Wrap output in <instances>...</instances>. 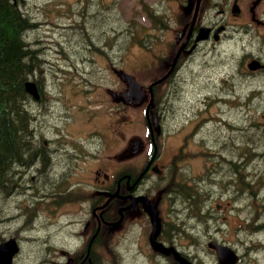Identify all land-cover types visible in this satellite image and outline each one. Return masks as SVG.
<instances>
[{
	"label": "rangeland",
	"instance_id": "1",
	"mask_svg": "<svg viewBox=\"0 0 264 264\" xmlns=\"http://www.w3.org/2000/svg\"><path fill=\"white\" fill-rule=\"evenodd\" d=\"M155 1L97 0V6L93 8L91 3L80 0L19 2L34 21V27L26 37L33 47H40L41 58L44 59L41 72L34 74L33 78L38 86L41 84L49 91L50 97L31 106L37 125L36 136H41L42 141L49 138L63 140V144L68 147V142L75 141L79 144L76 149L80 158L77 166L73 165V168H77V173L68 178L71 181H89L91 170L102 166L108 172L113 167L138 169L146 155L149 142L144 121V109L149 100L146 88L155 72H144L142 68L155 61L161 63L163 57L158 52L160 43L155 35L163 26L159 21L169 20L168 16H179L182 5L181 0H158L160 5L154 6ZM152 5L161 11L160 14L151 9ZM85 6L86 9L83 8ZM149 13L156 15L151 23ZM129 29H132V36ZM250 47L251 45H247L242 49L239 42L235 44L225 39L213 46L202 45L195 52L185 73L174 82V86H170V89L177 91L163 97L165 123L163 135L159 137L161 163L167 160L173 149L172 126L175 115L181 116L178 125L181 128L185 114L203 112L207 106L211 107V113L215 112L217 103L207 101L208 97L213 100L217 97L226 98V101H230L226 103L227 106L233 105L231 109L227 108L228 119L236 122L241 118L243 121L244 117H250L253 121L264 120L261 118L264 115V73L247 74L245 60L238 65L242 54L256 52L254 47ZM226 73L237 74L236 82L242 84L241 89L234 85L230 76L223 78ZM221 109L226 108L222 106ZM133 139L144 145L142 151L124 164L117 162L116 156L123 152L124 146H134ZM54 144L53 149H56L58 143ZM195 145L197 143L191 147ZM263 145L264 139L256 143L257 147ZM35 146L32 148L40 149L39 144ZM43 151L51 153L49 146L48 151ZM40 158L47 160L48 156ZM34 160L21 168L25 173L23 180L18 178V173L14 177L9 187L16 190L8 196H0V242L10 237L20 238V251L13 264H52L55 257L46 256L47 247H77L80 240L75 234L79 233L81 227L79 224H72V221L87 214L81 198H84L85 193H80L79 203L75 199L64 204L62 199L50 202L51 199L43 195L47 191L43 185L40 187V190L45 189L43 193L27 192L23 181L25 183V179L32 176V170H27L26 167ZM66 161L69 165L67 157L61 161L63 171L68 168H65ZM188 164L195 174L197 170L194 165L197 162L190 160ZM53 170L54 168H49L47 172ZM161 185L165 187L166 183ZM53 194L56 192L53 191ZM168 203H171L170 199ZM27 205L30 206L29 209ZM19 208H24V213ZM226 209L214 211L215 216H224L225 219L210 221V234L217 232L223 235L228 242L226 244L245 256L242 264H264V248L259 250L257 240L253 242L258 245L255 251H248L238 241L241 239L242 243H247L249 238L264 240V231L254 233L250 227H246L249 223L246 218L250 217L247 211L236 216V211ZM178 213L192 218L190 223L194 225L196 235L201 232L202 223L190 216L187 209L179 210ZM192 213L196 215L195 211ZM263 221L264 216L257 223ZM220 227L222 231L218 230ZM129 237L123 230L115 238L103 237L96 246L100 264L145 262L144 257L138 256L133 260L128 255L125 247ZM117 240L121 242L120 246L116 245ZM191 240L196 242L197 237ZM199 240L205 242L206 237L203 239L201 236ZM196 244L200 242L197 241L194 245ZM185 245L190 256H194L195 264H218L215 254H206L204 250H195L194 246Z\"/></svg>",
	"mask_w": 264,
	"mask_h": 264
},
{
	"label": "flooded vegetation",
	"instance_id": "2",
	"mask_svg": "<svg viewBox=\"0 0 264 264\" xmlns=\"http://www.w3.org/2000/svg\"><path fill=\"white\" fill-rule=\"evenodd\" d=\"M80 1L91 3V8L97 6V0ZM181 3L179 16L170 18L165 14L169 18L167 25L165 19L164 21L160 20L159 22L163 23V26L155 33L160 43L158 52L163 58L161 63L157 62V68L154 71L156 77L154 76L155 78L151 82L162 77L172 67L167 78L158 84L157 93L159 96L164 97L177 91L170 89V86L182 77L192 61V56L202 45L211 44L213 46L225 39L235 44L239 42L242 49L251 45L256 52L250 51L247 54H242L238 65L242 64L244 60L247 63L257 60L264 65V21H262L264 0H181ZM153 4L154 6L160 5V2L156 0ZM154 6L152 5L151 9L156 14H160L161 11ZM155 16V14L149 16L150 23ZM192 21H194L193 24ZM200 35L202 38L196 40ZM262 73H264V67L254 71L247 69V74ZM236 75V73L231 75L226 73L223 78L226 79L227 76H230L234 85L241 89L242 84L236 82ZM39 85V100L47 97L49 99V91L45 90L43 85ZM39 100L38 102H40ZM209 100L217 103L216 111L211 113V107L207 106L203 112L185 114L181 128H178L181 116L175 115L172 126L173 149L171 155L163 163L160 162L162 150L159 142L165 123L162 100H159L151 111L157 114L159 125L154 145L149 140L146 155L138 169L113 167L108 172L102 166L99 169L91 170L89 181L76 178L71 181L68 178L77 173L75 167L80 155L76 148L79 144H76L75 141L68 142V147L63 144V140L57 141V139L51 138L45 139L42 144H39L42 150L48 151V146L52 150L51 153H45L48 156L46 162L40 161L37 153L35 163L32 162L26 167L27 170H32V176L25 179V183L23 181L27 192H43L44 190H40L43 185L46 190L48 189L43 195L51 198L50 202L58 198L64 200V204L75 199H78L76 202L79 203L80 193H85L86 196L81 198L87 214L83 215V218L72 221V224H79L81 227L79 233L75 234L80 241L75 248L67 246L57 248L49 245L45 254L55 257L52 264H98L99 252L96 246L100 241L99 236L115 238V235L122 230L130 235L125 247L128 250V255L133 259L138 256L146 259L145 262L128 264H178L173 259L172 252L163 255L156 252L150 245L149 236L152 225L149 217L142 202L132 204L138 197L145 198L157 212L160 230L155 240L166 248L176 250L191 264H195L194 256H190L185 244L194 246L195 250H204L206 254L215 253L209 244L227 247L237 255L235 264L243 263L245 256L226 244L228 242L223 235L221 236L217 232L211 235L208 223L217 220L223 221L225 217L215 216L214 211L216 209L226 211V208H229L236 211V216L247 211L250 217L246 218V221L249 222L246 227H250L254 233L264 231V221L260 224L257 223L264 216V145L256 146L259 140L264 139V120L253 121L250 117H244L247 119L246 121L244 119L242 121L241 118L239 122H236L234 119H228L227 108L231 109L233 105L227 106L226 103H230V101L219 97L215 100L208 97L207 101ZM222 106L226 109H221ZM261 118L264 119V115ZM34 130L35 128L32 131L33 134ZM38 141L36 139L37 145ZM54 142L58 143L55 150L53 149ZM196 143L197 145L191 147ZM143 146L142 144L139 149L130 147L129 144L124 146L123 152L116 156V161H130L142 151ZM154 146L156 155L153 157ZM36 149L38 151V148ZM65 157L69 160V165L66 161L65 168H68L63 171L61 161ZM190 160L197 162V165H194L197 170L195 174L192 173L188 164ZM73 165H75V169ZM221 165H224V168ZM21 168H25V166L16 167L15 172L19 174L18 178L23 180L25 173ZM49 168H54V170L47 172ZM162 183H166V186L163 187ZM13 190V187L0 190V196H8ZM53 191L56 192L55 195H53ZM73 195H75L74 198H72ZM169 199L171 203H168ZM26 207L29 209V205ZM188 208L202 210V216L196 218L202 223V230L197 235L194 225L190 223L192 218L181 216L178 213L179 210L187 209L188 211ZM19 209L24 213V208ZM189 215L192 216L191 212ZM218 230L222 231V228L220 227ZM201 236L203 239L206 237L205 242L199 240ZM194 237H197L200 244L194 245L197 242L191 240ZM15 238L17 241L20 239L19 237ZM255 240L259 242V247L264 246V240L258 238H249L247 243H242L241 239L238 241L240 245L251 251L258 249V245L253 243ZM116 245L120 246L121 242L117 240Z\"/></svg>",
	"mask_w": 264,
	"mask_h": 264
},
{
	"label": "trees",
	"instance_id": "3",
	"mask_svg": "<svg viewBox=\"0 0 264 264\" xmlns=\"http://www.w3.org/2000/svg\"><path fill=\"white\" fill-rule=\"evenodd\" d=\"M19 6L18 0H0V190L14 181L15 167L27 165L37 153L46 156L43 150L31 148L37 143L30 130L33 102L24 91L26 81L41 72L43 59L26 37L33 19ZM129 33L132 36V29ZM159 99L155 92L154 103Z\"/></svg>",
	"mask_w": 264,
	"mask_h": 264
},
{
	"label": "water",
	"instance_id": "4",
	"mask_svg": "<svg viewBox=\"0 0 264 264\" xmlns=\"http://www.w3.org/2000/svg\"><path fill=\"white\" fill-rule=\"evenodd\" d=\"M201 38L202 37L200 35L197 37V40H199ZM247 67L250 70H256L260 67H263V65L260 64V62H258L257 60H254V61L249 62ZM170 71H171V69L161 79L153 82L148 87L149 92H150V99H149V103L147 104L146 109H145V115H146L147 119H148V109H149V106H150L152 99H153L151 88L153 85H155L158 82L165 79L169 75ZM25 91L33 99L37 100L39 98L34 82L27 81L25 83ZM155 119H156V115L154 114L152 116V122L153 123H156ZM149 132H150V136L153 137V129L150 126V124H149ZM136 147H138V143H136ZM140 200L144 204L143 207H144L145 211L147 212V214L150 218L151 225H152V230H151V234L149 237V241H150L151 245L153 246V248H155L156 250H158L160 252L167 254L169 252V249H164L162 247V245L157 243L155 240V238L159 232V229H160V223L158 220L157 212L155 211L153 206L149 205L147 200H145L143 198H141ZM209 247L213 248L217 252L219 264H235V262L237 260L236 256L232 252H230V250L228 248L216 246L214 244H209ZM18 250L19 249H18L17 243H16L15 239H13V238H11L5 242L0 243V264H11L13 256L18 252ZM172 251L174 252L175 259L179 261V264H190L185 259L181 258L174 250H172Z\"/></svg>",
	"mask_w": 264,
	"mask_h": 264
},
{
	"label": "bare ground",
	"instance_id": "5",
	"mask_svg": "<svg viewBox=\"0 0 264 264\" xmlns=\"http://www.w3.org/2000/svg\"><path fill=\"white\" fill-rule=\"evenodd\" d=\"M21 3V2H20ZM18 5V4H17ZM23 6V5H22ZM22 6H19L21 9H22ZM23 10V9H22ZM23 12H25V13H27L25 10H23ZM105 12V11H104ZM83 13V12H82ZM100 14V13H99ZM81 15V14H80ZM96 15V14H95ZM91 16V15H90ZM34 17V16H33ZM89 17V16H88ZM96 17V16H95ZM28 18H29V16H28ZM31 18V17H30ZM35 18V17H34ZM99 19V18H98ZM28 20H30V19H28ZM83 20V19H82ZM95 20V19H94ZM101 20V19H100ZM36 21V20H35ZM164 21V20H163ZM34 22V21H33ZM100 22V21H99ZM193 22L194 21H192L191 23L193 24ZM158 23V22H157ZM167 23H168V20L166 19V22H165V24L167 25ZM92 24V23H91ZM37 25H35V27H36ZM34 27V26H33ZM103 27V26H102ZM112 40V39H111ZM32 43V42H31ZM108 43V42H107ZM36 45V44H35ZM35 47V46H34ZM40 48V47H39ZM37 50V49H36ZM41 51V50H40ZM39 51V52H40ZM38 53V52H37ZM41 55V54H40ZM40 58V57H39ZM40 61H41V59H39ZM44 60V59H43ZM252 61H254V60H252ZM156 68H157V61H155V62H153V63H149V64H146V65H144V67L142 68V70H144V71H155L156 70ZM247 69H249L248 67H247ZM37 73V72H36ZM170 73H171V71H170ZM34 75V74H33ZM37 76V75H36ZM38 78V77H37ZM53 78V77H52ZM53 83V82H52ZM48 85V84H47ZM46 85V86H47ZM52 88V87H51ZM25 91V90H24ZM166 92V91H165ZM29 97V96H28ZM48 98V97H47ZM40 101V100H39ZM58 106V105H57ZM22 107V106H21ZM27 107V106H26ZM21 110V109H20ZM53 112V111H52ZM63 114V113H62ZM27 120V119H26ZM32 120H33V118H32ZM36 125V124H35ZM37 126V125H36ZM230 126V125H229ZM30 128V127H29ZM31 130V129H30ZM29 130V131H30ZM22 133V132H21ZM24 134H26L27 135V133H24ZM29 134V133H28ZM25 135V136H26ZM20 136H22V135H20ZM29 136V135H28ZM21 141H23V140H21ZM50 142V141H49ZM61 142V141H60ZM62 143V142H61ZM32 145V144H31ZM33 146V145H32ZM32 148V147H31ZM39 148V147H38ZM35 149V148H34ZM33 149V150H34ZM37 150V149H36ZM35 150V151H36ZM52 150V149H51ZM55 150V149H54ZM41 151V150H40ZM80 152V151H79ZM66 153V152H65ZM84 153V152H83ZM39 154V153H38ZM70 155V154H69ZM255 155V154H254ZM258 155V154H257ZM38 156V155H37ZM36 156V157H37ZM42 156V155H41ZM253 156V155H252ZM40 157V156H39ZM38 157V158H39ZM45 157V156H44ZM76 158V157H75ZM28 159H30V157L28 158ZM37 159V158H36ZM41 159V158H40ZM45 159V158H44ZM34 160V159H33ZM34 162V161H33ZM43 162V161H42ZM44 162H46V160H44ZM120 162H122L123 164L124 163H126V162H123V161H120ZM35 163V162H34ZM41 163V162H40ZM46 164V163H45ZM50 164V163H49ZM223 164V163H222ZM228 164V163H227ZM226 164V165H227ZM41 165V164H40ZM225 165V166H226ZM47 166V165H46ZM221 166H223V168H224V165H221ZM220 167V166H219ZM229 167V166H228ZM40 168V167H39ZM222 168V167H221ZM226 169H228V168H226ZM17 170V169H16ZM209 172V171H208ZM14 173V172H13ZM16 173V172H15ZM170 173V172H169ZM215 173V172H214ZM9 175V174H8ZM19 175V174H18ZM41 175V174H40ZM170 175V174H169ZM242 175V174H241ZM11 176V175H10ZM240 176V175H239ZM239 176H238V178H239ZM15 177H17L16 175H15ZM131 177V176H130ZM13 178V177H12ZM10 179V178H9ZM20 179V178H19ZM16 180H17V178H16ZM41 180V179H40ZM131 180V179H130ZM168 180H169V178H168ZM211 180V179H210ZM241 180V179H240ZM202 181V180H201ZM200 181V182H201ZM213 181V180H212ZM245 181H246V179H245ZM241 182V181H240ZM39 183V182H38ZM110 183V182H109ZM112 183V182H111ZM6 184V183H5ZM45 184V183H44ZM183 184V183H182ZM260 184V183H259ZM110 186H113V185H110ZM124 186V185H123ZM9 187V186H8ZM47 187V186H46ZM52 187V186H51ZM173 187V186H172ZM2 188V187H1ZM163 188V187H162ZM21 189V188H20ZM63 189V188H62ZM106 189V188H105ZM113 189H114V187H113ZM211 189V188H210ZM16 190V189H15ZM14 190V191H15ZM34 190V189H33ZM42 190H43V188H42ZM45 190V189H44ZM48 190V189H47ZM169 190H171V189H169ZM135 191V190H134ZM2 192V191H1ZM4 192V191H3ZM36 192V191H35ZM44 192V191H43ZM42 192V193H43ZM59 192V191H58ZM61 192V191H60ZM37 193V192H36ZM51 193V192H50ZM65 193V192H64ZM125 193V192H124ZM242 193V192H241ZM15 194V193H14ZM46 194V193H45ZM49 194V193H48ZM39 195V194H38ZM54 195V194H53ZM64 195V194H63ZM188 195V194H187ZM45 196V195H44ZM47 196V195H46ZM182 196V195H181ZM180 196V197H181ZM210 196V195H209ZM36 197V196H35ZM74 197V196H73ZM86 197V196H85ZM189 197V196H188ZM57 198V197H56ZM93 198V197H92ZM104 198V197H103ZM191 198V197H190ZM30 199V198H29ZM51 199V198H50ZM54 199V198H53ZM58 199V198H57ZM80 199V198H79ZM192 199V198H191ZM59 200V199H58ZM83 200V199H82ZM101 200V199H100ZM29 201H31V200H29ZM74 201V200H73ZM171 201V200H170ZM190 201V200H189ZM28 202V201H27ZM53 202V201H52ZM23 203V202H22ZM30 203V202H29ZM35 204V203H34ZM193 204V203H192ZM97 205V204H96ZM188 205V204H187ZM193 206V205H192ZM30 207V206H29ZM32 207V206H31ZM195 207V206H194ZM115 208H117V207H115ZM18 209V208H17ZM189 209V208H188ZM104 210V209H103ZM207 210V209H206ZM196 212V211H195ZM206 212V211H205ZM26 214H27V212H26ZM181 214V213H180ZM19 215V214H18ZM113 216V215H112ZM15 217V216H14ZM102 218V217H101ZM11 219V218H10ZM105 219V218H104ZM12 220V219H11ZM32 221H33V219H32ZM99 222V221H98ZM255 222V221H254ZM260 224V223H259ZM263 226V225H262ZM18 227V226H17ZM206 227V226H205ZM204 227V228H205ZM33 228V227H32ZM20 229V228H19ZM258 229V228H257ZM175 232V231H174ZM74 235V234H73ZM99 242V241H98ZM94 243V242H93ZM117 243V242H116ZM102 244V243H101ZM115 245V244H114ZM263 248H264V246H261L260 247V251H262L263 250ZM91 251V250H90ZM107 251V250H106ZM252 251V250H251ZM255 251V250H254ZM95 252V251H94ZM105 252V251H104ZM126 252V251H125ZM93 254V253H92ZM213 254H215V256H216V260H218V264H219V259H218V256H217V252H215V253H213ZM95 255V254H94ZM98 255V254H97ZM111 258V257H110ZM133 260H135V259H133ZM120 261V260H119ZM239 263V262H238Z\"/></svg>",
	"mask_w": 264,
	"mask_h": 264
}]
</instances>
